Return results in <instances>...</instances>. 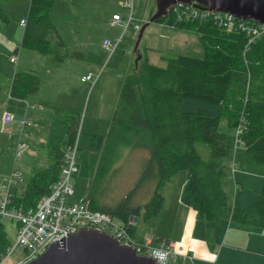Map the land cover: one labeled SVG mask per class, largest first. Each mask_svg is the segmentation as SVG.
<instances>
[{
    "label": "trees",
    "instance_id": "1",
    "mask_svg": "<svg viewBox=\"0 0 264 264\" xmlns=\"http://www.w3.org/2000/svg\"><path fill=\"white\" fill-rule=\"evenodd\" d=\"M56 3L57 0H31L28 16L23 18L25 23L20 20L22 31L16 36L9 35L21 40L12 56L20 57L22 46L52 53L48 37L58 30L53 21ZM9 18L0 6V27L4 25L10 30ZM137 21L140 26L144 25ZM156 22H167L164 26L170 29L176 24L172 30L198 35L203 57H163L167 65L160 67L143 56L146 63L143 67L138 65L139 61L131 71L126 66L127 72L124 70L120 83L119 104L109 129L91 145L94 178L86 200L92 210L107 213L115 221L124 223L135 238L137 225L134 220L143 216L144 221L150 223L157 218L165 205L163 189L184 171L187 180L181 201L193 208L199 219L215 223L231 220L240 226L264 228V189L246 210L231 206L226 190L229 163L238 166L239 156L249 164L264 166V34L251 41L245 32H227L212 21L202 24L178 21L174 12ZM8 32L3 31L5 36ZM119 36L122 37L116 51L128 41L125 32L114 39L106 37L102 42L104 53L110 54L103 46L104 41L116 42ZM58 43L64 46L63 41ZM81 58L88 60L83 54ZM54 60L64 62L65 58L54 57ZM11 63L17 64V61ZM102 63L100 66L104 65ZM102 73L88 71L81 80L96 82ZM88 75L90 78H85ZM41 81L38 75L16 72L10 96L26 101V110L19 118L5 110L1 119L0 130L8 135L14 133L9 128L19 124L18 139L22 141L19 142L28 147L23 140L25 129L37 128L36 122L46 112L39 101L41 98L28 101L29 97L38 95ZM5 114H12L13 118L5 121ZM52 115L48 132L43 133L42 139L50 163L41 168L34 165L28 175L13 167L9 175L0 177L7 186L14 171L25 176L24 181L11 184L12 204L18 208H33L51 192L75 146L81 118L62 110H56ZM223 120L226 130H221ZM43 130L41 126L40 133ZM198 142L209 146L211 158L206 160L201 156L196 148ZM243 152L250 157H243ZM133 161L138 167L130 173L127 166ZM118 173L121 177L133 178L134 186L131 185L125 194H119L118 189V197L109 201L107 197L112 185L108 178ZM144 190L150 194L139 196ZM4 219L0 216V262L14 246Z\"/></svg>",
    "mask_w": 264,
    "mask_h": 264
},
{
    "label": "rangeland",
    "instance_id": "2",
    "mask_svg": "<svg viewBox=\"0 0 264 264\" xmlns=\"http://www.w3.org/2000/svg\"><path fill=\"white\" fill-rule=\"evenodd\" d=\"M125 1L57 0L53 21L58 30L48 37L49 49H52V53L47 54L34 48L22 46L17 64H14L10 60L16 53L15 49L17 45H20L21 40H17L18 36L13 39L9 35L13 33L16 36L22 31L20 20L27 18L31 0H0L1 8L10 16V30L6 33L7 36L3 33L5 30L8 31L7 27L5 28L4 25L0 27V126L5 110L13 112L18 118L23 117L26 110V101L10 96L11 84L16 72H28L41 77L38 95L29 97L28 101L32 99L38 101L41 98L39 101L46 108V112L54 114L56 110L68 111L81 118L75 143L78 149L77 171L71 179L74 194L69 199L70 203H79L88 195L89 186L94 178H92L91 145L96 138L105 136L109 129L111 119L119 104L120 83L126 66L127 69L131 68V71L133 67L136 68L135 62L139 61L138 65L143 67L146 64L143 56L146 55L150 63L160 67L167 65L166 61L162 59L163 57L171 58L181 55L203 57V47L198 35L174 31L164 26L167 22L158 24L156 20L146 26L143 32L138 48L142 59H139L135 49L142 26L139 29L132 27L131 24L126 27L128 18L132 15L133 22L139 20L142 25L148 23L156 13V0H131V9L123 6ZM19 3L21 4L18 5ZM189 4L198 6L195 1ZM172 5L175 4L169 6L167 12L169 14L173 12ZM114 13L122 16V20L117 25L113 23ZM123 32H125L128 41L123 42L119 50L112 56L104 53L102 48L104 38L114 39ZM121 37L117 38V42ZM59 41H63L64 46L59 44ZM81 54L88 60L82 59ZM62 56L65 58L64 62L54 60V57ZM100 62H103L102 65H104L100 66ZM88 71H96L97 74L98 71L103 73L96 82H84L81 80L82 75ZM46 115H41V118ZM50 117L51 114H48L47 118ZM225 123V120L221 122V130H226ZM16 125L9 128L10 131H14L9 135L0 130V177L9 175L13 167L16 171L20 170L24 175H28L32 172L34 165L41 168L50 163L48 149L43 145V134L40 133V129L37 132L34 128L32 129V126L27 127L23 140L28 143L29 147L21 148L22 143L20 142L22 141L18 139L21 128L19 124ZM196 148L204 159L211 158L208 145L198 142ZM244 153L243 157H250L249 155L245 156ZM237 160L240 162L239 166L232 165L231 175L243 170V173L253 180L248 185L249 197L252 198L255 194L258 197L264 189V175L260 176L263 179L260 189V182L254 179H257L258 175L264 174V166L249 164L242 156H239ZM137 167L138 163L133 161L127 166V170L131 173L136 171ZM116 169L119 170L118 165ZM181 176H183V180H181ZM120 177L121 174L118 173L117 176L112 174L108 178L112 186L107 200L112 201L116 196L118 197V189L119 194H125L131 185L134 186L133 178ZM186 177V172L178 173L163 189V195L167 194L171 197L180 192L182 194L184 188L182 183L187 180ZM2 182L3 179H0V192L5 186ZM149 194L148 190H144L139 196L146 195L147 197ZM159 216L160 213L157 218H153L151 223L145 222L142 216L139 219L142 225L140 224L138 232L147 231L149 234L147 226L151 231L158 230L157 226L153 224L158 222ZM170 219V214L163 215L160 223L166 224ZM3 222L14 245L17 224H12L7 219H4ZM176 238H179L178 232ZM135 240L141 243L140 237L136 236ZM27 262L24 251L15 247L4 264H26Z\"/></svg>",
    "mask_w": 264,
    "mask_h": 264
},
{
    "label": "built area",
    "instance_id": "3",
    "mask_svg": "<svg viewBox=\"0 0 264 264\" xmlns=\"http://www.w3.org/2000/svg\"><path fill=\"white\" fill-rule=\"evenodd\" d=\"M124 7L131 9L132 1L126 0ZM172 9L177 15L178 21L181 22L205 19L210 16L229 30L245 32L250 36L251 41L264 34V24L253 19H241L231 13L213 11L199 8L195 4L184 3L172 5ZM121 20L119 14L113 15L114 24ZM132 22V15H130L126 27H129ZM22 23L25 21L23 20ZM118 43L105 40L103 46L112 56L117 52ZM17 59L18 57L13 56L11 62H16ZM90 76L85 78L89 79ZM12 118V114L4 115L5 121ZM240 130L241 128H239ZM25 146V144L20 145L21 148ZM77 150V145H75L62 168L59 180L52 186L51 192L43 196L35 207L25 210L23 207L18 208L12 204L13 188L11 186L17 181H24L25 176L21 172L14 171L7 186L5 185L0 192V216L8 220L12 219L18 224L13 247H19L24 251L27 263L42 255L52 244L66 240L70 234L76 233L82 228H95L109 233L120 244L135 248L138 255L154 258L159 264H180L177 260L180 254L173 243L161 240L155 244L152 238H145L141 243H138L124 223L115 221L107 213L92 210L86 198L79 203L69 202L70 197L74 194L71 179L77 171ZM13 247L8 250L0 264H4L6 258L12 254Z\"/></svg>",
    "mask_w": 264,
    "mask_h": 264
},
{
    "label": "crops",
    "instance_id": "4",
    "mask_svg": "<svg viewBox=\"0 0 264 264\" xmlns=\"http://www.w3.org/2000/svg\"><path fill=\"white\" fill-rule=\"evenodd\" d=\"M6 29L9 31L8 27ZM43 114L50 113L44 112L41 115ZM47 115L36 122L38 123L37 128L32 127V129L38 132L42 126L45 130L41 133L48 132V124L53 115L51 114L50 118H47ZM232 165L229 163V185L226 188L229 204L240 209H249L257 199V194L252 198L249 197L248 185L253 180H250V176L243 173V170L232 176ZM261 175L264 174L254 179L260 182L259 189L263 183ZM185 183L186 180L182 185L185 186ZM181 195V192L171 197L165 194V205L160 212L158 222L153 224L158 230L151 231L147 226L149 234L147 231L139 233L140 218L137 221L134 220L137 225L136 236L140 237V241L153 238L155 244L161 240H167L173 243L176 249L179 246L177 251L180 255L177 260L180 264H264V228L240 226L231 220H221L215 223L199 219L197 212L181 201ZM167 214L171 215V219L166 224L160 223L162 216ZM177 232L179 233L178 239L176 238Z\"/></svg>",
    "mask_w": 264,
    "mask_h": 264
},
{
    "label": "water",
    "instance_id": "5",
    "mask_svg": "<svg viewBox=\"0 0 264 264\" xmlns=\"http://www.w3.org/2000/svg\"><path fill=\"white\" fill-rule=\"evenodd\" d=\"M197 2L213 11L231 13L241 19L264 24V0H156V13L145 23L138 37L136 51L146 26L167 15L171 4ZM137 221V218L135 219ZM26 264H159L149 256L138 255L135 248L120 244L107 232L82 228L63 242L52 244L42 255Z\"/></svg>",
    "mask_w": 264,
    "mask_h": 264
},
{
    "label": "bare ground",
    "instance_id": "6",
    "mask_svg": "<svg viewBox=\"0 0 264 264\" xmlns=\"http://www.w3.org/2000/svg\"><path fill=\"white\" fill-rule=\"evenodd\" d=\"M209 21H212L213 24H214L215 26H218V27H220V28L226 30L227 32H232V31H234V30H229L226 26L221 25V24H220L219 22H217L213 17H210V16L207 17V18H205V19H194V20H192V21H190V22H192V23H196V22H198V23L202 24V23H206V22H209ZM131 25H132V27H135L136 29H137L138 27H140V24H138V21H134V22H132ZM175 27H176V24H175V26H174V25L172 26V29H174Z\"/></svg>",
    "mask_w": 264,
    "mask_h": 264
},
{
    "label": "clouds",
    "instance_id": "7",
    "mask_svg": "<svg viewBox=\"0 0 264 264\" xmlns=\"http://www.w3.org/2000/svg\"><path fill=\"white\" fill-rule=\"evenodd\" d=\"M198 7H199V8H204V7H203V6H201L200 4H198ZM206 9H207V8H206Z\"/></svg>",
    "mask_w": 264,
    "mask_h": 264
}]
</instances>
